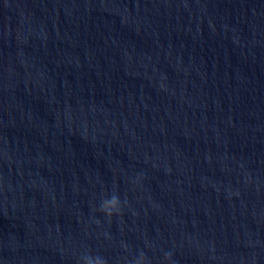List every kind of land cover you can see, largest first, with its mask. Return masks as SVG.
Returning <instances> with one entry per match:
<instances>
[{"label": "water", "instance_id": "water-1", "mask_svg": "<svg viewBox=\"0 0 264 264\" xmlns=\"http://www.w3.org/2000/svg\"><path fill=\"white\" fill-rule=\"evenodd\" d=\"M141 252L264 264V0H93L0 95V264Z\"/></svg>", "mask_w": 264, "mask_h": 264}, {"label": "clouds", "instance_id": "clouds-1", "mask_svg": "<svg viewBox=\"0 0 264 264\" xmlns=\"http://www.w3.org/2000/svg\"><path fill=\"white\" fill-rule=\"evenodd\" d=\"M100 211L104 212L108 217H111L114 213L119 214L121 211L120 196L117 192L105 198L101 201ZM172 254L170 252L165 253V259L171 260ZM78 264H107L106 259L101 256H92L91 254H84ZM134 264H146V256L143 252L140 253L139 259Z\"/></svg>", "mask_w": 264, "mask_h": 264}]
</instances>
